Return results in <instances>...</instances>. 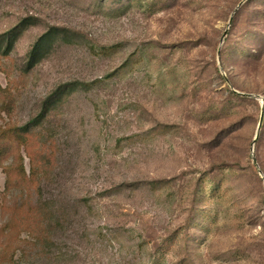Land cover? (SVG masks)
<instances>
[{
	"label": "rangeland",
	"instance_id": "1",
	"mask_svg": "<svg viewBox=\"0 0 264 264\" xmlns=\"http://www.w3.org/2000/svg\"><path fill=\"white\" fill-rule=\"evenodd\" d=\"M240 1L0 0V34L30 17L0 53V264H264V0ZM55 25L74 42L30 66Z\"/></svg>",
	"mask_w": 264,
	"mask_h": 264
},
{
	"label": "trees",
	"instance_id": "2",
	"mask_svg": "<svg viewBox=\"0 0 264 264\" xmlns=\"http://www.w3.org/2000/svg\"><path fill=\"white\" fill-rule=\"evenodd\" d=\"M30 17H25L19 23L12 27L11 29L4 31L0 34V53L3 55H7L13 49L14 43L16 38L18 37L19 33L24 30L28 26V20ZM78 34L77 31L65 27V26H52L46 32L41 34L38 39L34 42L31 49L28 51V61L27 64L30 66L40 60L43 56L47 55L51 51V47L53 46L54 42L57 41L58 43H73L74 38ZM77 82H71L68 84L60 85L56 90H54L49 96L46 97L43 103V109L41 113L35 117L34 119L28 121L27 123L16 127L13 126L11 128H15L18 136L22 133H26L29 130H32L35 126L39 125L40 120L46 115L47 111L52 108V100L54 99L55 102L62 99L66 88L69 90L73 89L76 86ZM68 86V87H67ZM34 126V127H33ZM13 130V129H12ZM19 158L22 161V155L19 153ZM8 171V175L10 173L9 168H6ZM20 173H22V177L26 174L25 168L23 163L18 167ZM9 180V179H8ZM161 181L152 180L149 181V184H156ZM159 258H155V262L157 263Z\"/></svg>",
	"mask_w": 264,
	"mask_h": 264
},
{
	"label": "water",
	"instance_id": "3",
	"mask_svg": "<svg viewBox=\"0 0 264 264\" xmlns=\"http://www.w3.org/2000/svg\"><path fill=\"white\" fill-rule=\"evenodd\" d=\"M246 0H241L238 4H237V6H236V8L234 9V11L233 12H235L244 2H245ZM231 20V19H230ZM225 35H226V33H223V35H222V41L224 40V37H225ZM244 94H247V95H249V96H255V97H258V95H255V94H252V93H244ZM262 101L264 102V100L262 99ZM263 117H264V109H263V107H262V110H261V114H260V119H259V125H258V128H260V126H261V123H262V120H263ZM254 140H256V137L254 138ZM255 141H253V143H254ZM254 161H255V159H254Z\"/></svg>",
	"mask_w": 264,
	"mask_h": 264
}]
</instances>
